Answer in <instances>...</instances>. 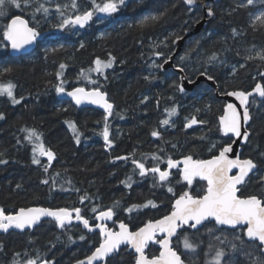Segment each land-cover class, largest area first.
I'll return each mask as SVG.
<instances>
[{"label":"trees","instance_id":"trees-1","mask_svg":"<svg viewBox=\"0 0 264 264\" xmlns=\"http://www.w3.org/2000/svg\"><path fill=\"white\" fill-rule=\"evenodd\" d=\"M256 1L255 5H247V0L207 4V9L211 7L214 11V18L199 34L184 42L174 60L175 68L182 70L191 82L202 73L213 77L220 95L249 92L257 82L264 84L260 75L264 72V60L257 56V53L264 55V26L256 22L253 27L255 17L264 13V0ZM62 3V0H29L25 6L21 0L20 8L7 5L6 15L0 16V85H15L14 96L23 97L19 104L13 105L6 95H0V113L4 115L0 120V153H3L0 158L7 161L0 164V208L6 214H14L20 208H80L90 226L96 225L99 212L111 208L113 216L105 224L108 229L116 230L124 223L131 231H137L148 222L169 215L173 202L183 193L201 197L206 185L197 180L189 184L178 168L171 169L165 182L150 172L141 176L132 163L133 158L146 168L158 165L166 170L168 159L178 163L189 155L193 160L211 159L232 143L231 136L221 132L218 122L224 102L209 85L202 83L193 92L181 95L173 86L180 85L179 75L171 70L164 73L154 66L170 59L175 52L176 37L182 39L193 30L203 18V9H190L183 0H125V6L111 16L101 17L104 13H96L85 27L69 25L59 29L56 25L62 22V17L56 9ZM39 4L49 11L46 15L41 12L33 16ZM241 4L246 6L238 7ZM76 5V9L71 3L67 9L61 8L65 18L91 10L92 0H76ZM17 15L44 37L30 54L12 57L3 32ZM150 15H160V19L141 26L144 17ZM156 52L162 55L157 56ZM109 54L114 57L112 67L93 75L90 69L94 61L99 58L106 62ZM214 54L216 59L209 60ZM249 56L254 59H247ZM61 64L65 65L63 69ZM57 72L61 73L59 79ZM89 75H93L90 81L96 83L90 85ZM62 82L68 91L99 87L106 93L114 105L107 121L110 146L102 135L106 114L78 108L60 99L56 86ZM172 108L176 114L171 116V123L161 125L160 121L168 117L167 110ZM249 111L250 137L241 157L252 159L257 170L240 188V197L255 195L264 201L261 180L264 98H252ZM193 116L203 123L185 128ZM66 121L77 125L79 143ZM22 128L35 129L41 134L40 141H26ZM153 130L160 136L153 137ZM39 144L54 152L51 164L44 159L39 164L32 163L33 148ZM153 154L159 160H154ZM117 157L128 159L122 161ZM45 180L48 183H42ZM148 201L155 207L148 205ZM133 206L144 208L134 210ZM72 214L76 215L74 211ZM243 234L241 229H218L209 222L197 231L180 230L173 247L186 264H210L218 248L225 251L224 259L230 264H251L253 257L264 258L258 244L248 242ZM82 235L84 240L80 239ZM185 236L196 245L195 251L183 247ZM237 237L243 239L244 251L232 250V244L239 246ZM100 242L98 233L89 234L76 225L61 228L56 221L48 219L33 230L0 235V264H13L14 260L26 264L27 260L37 258V264L46 261L74 264L90 255ZM247 251L253 252V257L245 255ZM159 252L156 245L146 249L150 259L158 257ZM135 259L126 248L106 264H134Z\"/></svg>","mask_w":264,"mask_h":264},{"label":"snow or ice","instance_id":"snow-or-ice-1","mask_svg":"<svg viewBox=\"0 0 264 264\" xmlns=\"http://www.w3.org/2000/svg\"><path fill=\"white\" fill-rule=\"evenodd\" d=\"M25 6L29 5V0H22ZM196 0H184V3L188 6H192ZM254 0H247V5H252ZM12 5L16 8L21 7V0H0V16L6 15V6ZM122 6H125V0H102L101 3H96V0H92L91 10H85L83 13L76 14L72 18H65L64 12L61 10V7L57 5V12L60 13L62 17V22L56 25L59 29H65L69 25H79L81 28L85 27L89 21L92 20L93 16L96 13H104L111 16L114 13H117ZM246 5H238V7H245ZM72 7L77 8L76 0H73ZM49 9L44 6V4H39L38 7L34 9L33 16L36 13H48ZM163 15V14H160ZM160 15H150L144 17L140 22L141 26L144 24L155 22L160 19ZM207 15L213 17L215 15L213 9L209 7L207 9ZM259 22L261 26H264V13H260L255 17L253 22V27L255 23ZM235 32V30H233ZM4 39L9 41L12 49L20 50L25 45H30L37 40L40 36V32L34 28L30 27L28 22L23 19L21 16L17 15L11 19L10 23L7 24L6 29L3 32ZM181 39L177 36L176 40ZM175 43V41H174ZM83 47V45H81ZM155 55L160 56L162 53L156 52ZM257 56L264 60V55L257 53ZM183 59V58H182ZM215 54L209 58V60H215ZM247 59H254V57L249 56ZM114 57L109 54L108 61H102L97 58L94 61L95 67L90 69V71H95L97 73H103L105 68H111ZM167 63V61H165ZM156 67H163V65H154ZM64 64L60 65V68L63 69ZM243 67V65H241ZM206 73H202L205 75ZM57 78L61 76L60 72H57ZM81 75H85L83 72ZM260 75L264 77V72H261ZM146 80L149 77H145ZM209 80H212L213 77L208 76ZM91 83H96V81H90ZM191 82V81H190ZM63 82L56 86V92L58 94L65 93V88L62 86ZM177 87L180 92H184L185 88L181 85H173ZM15 85L9 83L7 85H0V95H6L13 105L19 104L21 99H17L14 96L13 89ZM258 95L261 98H264V84L257 82L252 91H232L228 92V96H234L239 101V107L243 109V112H239L233 104H228L225 108V115L220 117L221 131L224 134L231 133L235 137H242L241 142H246L249 139L250 132L247 127L242 131V126L248 125L249 121L252 119V115L249 111V97L253 95ZM66 95L71 97L77 106L81 105L85 101L91 104L99 105L102 107L106 113L104 116L105 127L102 133L104 141L107 145H111L109 139V130H108V118L113 114L112 103H109L106 98V93L100 90L99 87L93 88L91 90H85L83 87L74 88L71 91H67ZM145 100L148 98L145 97ZM143 103V101H141ZM168 111V116L171 117L176 114V109L172 108ZM4 119V115L0 113V120ZM69 128L74 134L76 142L79 143L80 133L78 131L77 125L72 121H66ZM170 123L169 119H163L160 121L161 125H168ZM203 123L198 121L195 116H193L186 124L185 128H189L194 124ZM21 131L25 132L26 135L24 139L30 143H35L40 141L41 134L38 133L35 129L31 128H22ZM153 137H159L160 133L156 130L151 132ZM19 142V141H18ZM39 149L40 156H46L49 164L55 159V154L50 149L44 148L43 144H39L37 147L33 148L35 153ZM233 151V145L227 144L220 151L219 155L214 156L210 160H193L189 155L184 157L182 163L184 167L181 169V175L184 180L189 184L192 183L193 177H200L207 181V190L206 194L199 198H194L188 192L183 193L178 199L175 200L173 204V211L164 216L162 219L153 222H149L144 227L140 228L136 232H129L127 226L124 223L119 225L120 231L113 232L112 230L105 227L103 224L95 225L96 228H99L101 235V242L99 246L95 247L94 251L90 255H87L84 260H77L76 264H94V262L105 261L106 258L117 252L119 246L122 243H127L132 248L135 249L138 256L136 257L135 264H185L181 256L169 246V239L174 234L176 230L182 225H188L190 228H197L198 225H201L203 221L213 218L217 225H227L232 228H235L238 225L246 226V231L244 236L248 238L249 241L258 242L259 251L264 253V201L258 198L255 195L248 196L247 198H240L237 195L239 189L237 185H241L245 182V178L252 172L253 169L257 168V164L252 159H229L228 154ZM264 155V153H261ZM3 156V153H0V157ZM117 159L127 160L128 157H117ZM154 160H159L158 157L153 154ZM7 161L3 158H0V164H6ZM33 164H39L40 160L33 158ZM132 163L136 168L139 169L140 175L144 176L147 172L153 174H158L160 182H165L169 178L168 170H161L160 167L153 166L150 169L146 168L144 163L132 159ZM178 162L172 159L167 160V168L172 169L177 167ZM239 169L238 173L235 175H229V172L233 169ZM47 171V167H45ZM264 181V177L261 178ZM42 183H48L47 180L42 181ZM20 185H17L19 188ZM170 192L171 188L168 189ZM84 197L81 198L83 202ZM119 202H117L118 204ZM148 205H155L152 201L147 202ZM147 206V205H145ZM138 207V206H133ZM75 212V219L80 221L84 228L92 231V228L89 225L88 219L84 218L81 215V209L75 208L69 210L66 208L59 209H50V208H20L14 214H6L5 210L0 208V231L8 232L10 229H19L24 230L25 228H31L35 225L41 217H52L55 219L57 225L61 228L65 226L67 222L72 220V212ZM95 211V210H94ZM113 216V209L109 208L107 211H101L96 216L97 220L111 219ZM191 222V223H190ZM163 232L167 236L164 239L156 241L161 246L160 255L158 257H153L148 259L144 255V249L147 243L154 239L155 233ZM71 239V238H70ZM81 240H84L85 237L80 236ZM239 240V246L237 244H232V250L236 251L238 248L240 251H244V241L241 237H237ZM183 247L186 250L195 251L196 245L190 242L187 236L183 239ZM17 256L19 254H16ZM245 255L253 257V252L247 251ZM226 253L223 249H216L215 255L210 262V264H230V261L225 260ZM39 258H37L38 260ZM37 260L29 259L26 264H37ZM13 264H20L19 261L14 260ZM44 264H52L51 261H46ZM251 264H264V258L256 256L253 257Z\"/></svg>","mask_w":264,"mask_h":264},{"label":"water","instance_id":"water-1","mask_svg":"<svg viewBox=\"0 0 264 264\" xmlns=\"http://www.w3.org/2000/svg\"><path fill=\"white\" fill-rule=\"evenodd\" d=\"M219 1H220V0H196V2H195L192 6H188V5H186V4L184 3V4H185L188 8H190V9H191V8H195V7H202V9H203V18H202V20H201L199 23H197V24L194 26V29H193L191 32H188V33H186V34L184 35V37L182 38L183 41H184L185 39L189 38V37H192V36H194V35L199 34V33L201 32V30L204 29V28L206 27V25L208 24V22H209L211 19L214 18V16H213V17H209V16L207 15V4H211V5L213 6L214 4L218 3ZM183 2H184V0H183ZM10 21H11V20H10ZM10 21H9V23H10ZM42 39H43V35L40 34V36L37 38V40H36L35 42H33V43L30 44V45H25V46H24L22 49H20V50H14V49H12L10 42L7 41V40H5V43H6L7 46H8V49H9V53H10V55H11L12 57H18V56H24V55L29 54V53L35 48L36 44H37L39 41H41ZM178 41H179V40H177V41L175 42V46L178 45ZM181 41H182V40H181ZM168 63H170V62H167V64L165 65L164 68H166V67L169 66ZM164 68H163V69H164ZM175 72H177L179 75H181V82H180V85L182 84V85L184 86V88H185V91H184V92H180L181 94H186V93H189V92H193L194 89H195V85L197 86V84H199L201 81H205L208 85H212V83L209 82V80H208V79H205V78H199L198 80L195 81V83H191V82H189V81L184 80V77L182 76V72H181V70H180V71H179V70H176ZM66 92H67V91H65V93H60L59 97H60L62 100H68V101L72 102L75 106H77V105L75 104V102L72 100V98L66 95ZM254 97H259V96L254 94L253 96L249 97V104H250V100H251L252 98H254ZM106 98H107V96H106ZM259 98H260V99H263V98H261V97H259ZM107 100H108V99H107ZM222 101H223L224 104H225V108H226V106H227L228 104H233V105L237 108V110H238L239 112H241V114H242L243 109H241V108L239 107V101L236 99V97H234V96H228L227 94H225V96L222 98ZM108 102H109V101H108ZM77 107H80V108H91V109H94V110L101 111V112H104V113H105V111H104V109H103L102 107H100L99 105H95V104L88 103L87 101H85L84 103H82L81 105H79V106H77ZM248 107H249V105H248ZM225 108H224V111H223L222 116L225 115ZM222 116H221V117H222ZM249 123H250V121H249ZM249 123H248V125H246V126H242V129H241V130L243 131L245 127H247V129H248ZM219 124H220V119H219ZM220 129H221V125H220ZM226 135H231L232 138H233V143H232V145H233V151H232L231 153L228 154L229 159H237V158H239L240 160H243V159H241V155H240V154H241V147H242L243 145H245L247 141H246V142H241L242 139H243L242 137H239V138H238V137H235V136H234L233 134H231V133H228V134H226ZM249 137H250V136H249ZM238 171H239V169H237V168H233V169L229 172V175H235V174L238 173ZM255 171H256V169H253L252 172L249 173V175L245 178V182L247 181V179H248V178H249V177H250ZM193 179H198V180H200V181H204V182L207 183L206 180H204V179H202V178H200V177H198V176H197V177H193ZM245 182L242 183L241 185H237V188L239 189V191L237 192V195H238V196H239V193H240V187L244 186ZM207 186H208V185H207ZM206 190H207V189H206ZM205 194H206V193H205ZM48 219L55 220V219L52 218V217H41L40 220H39L35 225H33L31 228H25L24 230L10 229L8 232H10V231L22 232V231L33 230V229H35L36 227H38L43 221L48 220ZM107 220H108V219L98 220V224H102L103 222H105V221H107ZM159 220H160V219H159ZM208 221H212V222H214V223L216 224V222H215V220H214L213 218H209L208 220L203 221L201 225H198L197 228H195V229L192 228V229H193V230H197V229H199L203 224L207 223ZM154 222H155V221H154ZM154 222H153V223H154ZM190 223H191V222H190ZM147 224H148V223H147ZM65 225H80V226H82V228H83L84 230H86L88 233H95V232H97V233L100 234V230H99V228L91 227V228H92V231H89L88 229L84 228L83 224H82L80 221H77L76 219H72L70 222H67ZM216 225H217V224H216ZM184 226L189 227L188 225H182L180 228H178V229L176 230V234H174L172 237L168 238V239H169V246H170L172 249H173L172 241L177 237L179 230L182 229V227H184ZM217 227H219V228H225V229H230V230H235V229H237V228H241V229H245V231H246V226H244V225H238V226H236L235 228H232V227L227 226V225H217ZM127 228H128V227H127ZM119 231H120V228H119L118 231H116V232H119ZM128 231L131 232L129 228H128ZM113 232H114V231H113ZM1 233H7V232L0 231V234H1ZM100 236H101V235H100ZM166 236H167L166 233H163V232H159V231H157V232L155 233L154 239L151 240V241H149V242L147 243V245H146V247H145V249H144V255H145L146 248H147L148 246L156 244V238H157V237H160V238L164 239ZM246 239H247V241H249L247 237H246ZM249 242H253V241H249ZM256 243H258V242H256ZM157 247H158L159 250L161 251V246H160L159 243L157 244ZM123 248H128L129 251H130V252H133L134 255H135L136 257L138 256V253H136V251H135L134 248H132V247H131L130 245H128L127 243H122V244L119 246V250H118L117 252H114L113 254H110V256L106 258V261H107L109 258H111L113 255L119 253V251H120L121 249H123ZM173 250H174V249H173ZM159 255H160V253H159ZM159 255H158V256H159ZM263 255H264V253H263ZM145 256H146V255H145ZM146 257H147V256H146ZM147 258H148V257H147ZM148 259H149V258H148ZM135 260H136V259H135ZM102 262H105V261H100V262H98V264H100V263H102ZM74 264H76V263H74ZM94 264H97V262H94ZM134 264H135V263H134Z\"/></svg>","mask_w":264,"mask_h":264},{"label":"bare ground","instance_id":"bare-ground-1","mask_svg":"<svg viewBox=\"0 0 264 264\" xmlns=\"http://www.w3.org/2000/svg\"><path fill=\"white\" fill-rule=\"evenodd\" d=\"M184 3V2H183ZM194 29V28H193ZM191 32V31H190ZM195 36V35H194ZM193 37V36H192ZM183 38V37H182ZM189 38H191V37H189ZM189 38H187V39H189ZM187 39H185L184 41H183V39H179V41H178V45H176L175 46V52L173 53V55L170 57V59L167 61V62H170V63H168L169 64V66L168 67H166V68H164L165 67V65L167 64V63H165V64H163V67H161V71L162 72H166V71H168V70H171V71H173V72H175L176 70H179L180 71V69H177V68H175V66H174V60L176 59V57L181 53V51H182V47H183V45H184V42L187 40ZM182 40V41H181ZM177 41V40H176ZM175 45V44H174ZM164 68V69H163ZM181 72H182V76L184 77V80H186V81H189L188 79H187V77L185 76V74H184V72L181 70ZM175 73H177V72H175ZM178 74V73H177ZM179 75V74H178ZM179 77H180V82H181V75H179ZM199 78H205V79H208V77H206V76H204V75H201V76H198L194 81H192L191 83H195V81L196 80H198ZM209 80V79H208ZM190 82V81H189ZM209 82H211L212 83V85H209L214 91H215V94H216V97L220 100V101H222V98L225 96V94L224 95H220L219 94V88L216 86V84L212 81V80H209ZM202 83H206L205 81H201L199 84H197V86L195 85V88L196 87H198L199 85H201ZM207 84V83H206ZM208 85V84H207ZM195 90V89H194ZM248 142V141H247ZM247 142H246V144H247ZM245 144V145H246ZM245 145H243L242 147H241V153H242V149H243V147L245 146ZM241 155V154H240Z\"/></svg>","mask_w":264,"mask_h":264},{"label":"rangeland","instance_id":"rangeland-1","mask_svg":"<svg viewBox=\"0 0 264 264\" xmlns=\"http://www.w3.org/2000/svg\"><path fill=\"white\" fill-rule=\"evenodd\" d=\"M62 4H61V8H64V9H67L68 8V5H69V3H71V5H72V3H73V0H70V2H69V0H62ZM257 1L256 0H254V2H253V5H255V3H256ZM63 9V10H64ZM100 15V14H99ZM101 17H105V16H109V15H107V14H103V16L102 15H100ZM4 39V38H3ZM6 45V44H5ZM94 67H95V65H94ZM93 67V68H94ZM109 68H105L104 70H103V72H105L106 70H108ZM93 75H95L97 72H95V71H90ZM98 74H101V73H98ZM93 75H89L87 78L89 79V83H90V79H91V76H93ZM92 83H90V85H91ZM167 119H169L170 120V123H171V117H166ZM169 123V124H170ZM168 124V125H169ZM35 154V158H37V159H39L40 160V162H42L43 161V159L44 160H48L47 159V157L46 156H40L39 155V149H37V151L34 153ZM142 207H144V206H142ZM142 207H140V208H142ZM134 210H136V209H139V207H134L133 208Z\"/></svg>","mask_w":264,"mask_h":264},{"label":"flooded vegetation","instance_id":"flooded-vegetation-1","mask_svg":"<svg viewBox=\"0 0 264 264\" xmlns=\"http://www.w3.org/2000/svg\"><path fill=\"white\" fill-rule=\"evenodd\" d=\"M160 68H161V67H160ZM164 73H165V72H164ZM172 169H173V168H172ZM166 170H168V171L170 172L171 169H168V168H167ZM150 173H151V172H150ZM146 174H148V172H147ZM146 174H145V175H146ZM151 174H153V173H151ZM156 175H158V174H156ZM72 217H73V216H72ZM73 218H74V217H73ZM97 224H98V223H97V221H96V225H97ZM105 224H106V223H105ZM105 224H104V226H105ZM93 227H95V226H93ZM105 227H107V226H105ZM107 228H108V227H107Z\"/></svg>","mask_w":264,"mask_h":264}]
</instances>
